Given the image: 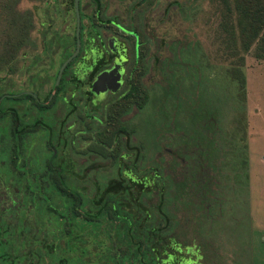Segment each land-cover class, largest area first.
Here are the masks:
<instances>
[{
  "label": "rangeland",
  "instance_id": "obj_1",
  "mask_svg": "<svg viewBox=\"0 0 264 264\" xmlns=\"http://www.w3.org/2000/svg\"><path fill=\"white\" fill-rule=\"evenodd\" d=\"M16 8L52 15L60 30L73 24L71 0H19ZM99 9L144 27V98L133 105L121 91L105 93L93 108L85 87L66 92L68 177L88 195L107 185L142 209L164 206L174 236L167 264H264V59L242 50L237 33L231 39L222 0H100ZM19 52L14 71L0 75L29 88V45ZM113 103L102 126L92 115L103 117ZM244 152L247 184L236 173ZM164 180L174 193L162 203Z\"/></svg>",
  "mask_w": 264,
  "mask_h": 264
},
{
  "label": "trees",
  "instance_id": "obj_2",
  "mask_svg": "<svg viewBox=\"0 0 264 264\" xmlns=\"http://www.w3.org/2000/svg\"><path fill=\"white\" fill-rule=\"evenodd\" d=\"M18 1L0 0V72L14 71L18 56L25 55L19 50L29 45L31 13L18 10ZM222 2L225 30L237 33L242 50L264 59V0ZM235 71L243 90L244 76ZM12 84L0 75V264H167L174 236L165 207L142 209L128 202L125 189L109 191L107 185L88 195L69 180L68 156L61 163L44 143V124L33 125L35 144H28L29 88ZM237 159L236 173L247 184L245 152ZM204 181L199 192L206 197L210 184ZM163 185L162 203L174 193L170 182Z\"/></svg>",
  "mask_w": 264,
  "mask_h": 264
},
{
  "label": "flooded vegetation",
  "instance_id": "obj_3",
  "mask_svg": "<svg viewBox=\"0 0 264 264\" xmlns=\"http://www.w3.org/2000/svg\"><path fill=\"white\" fill-rule=\"evenodd\" d=\"M71 3L73 24L66 31L63 28L60 30L55 24L57 19L50 14L44 13L42 18L31 14L29 65L25 69L27 71L29 67V89L26 90L29 93L28 144H35L31 143L33 125L44 124L46 133L43 141L49 145L53 154L58 153L61 163L66 154L69 163L72 159L66 148V119L62 115V101H66V92L79 93L85 87L86 98L95 108V97L121 91L119 96L122 99L136 105L144 98L139 75L142 58L149 46L142 24H124L114 16L102 17L99 11L100 0H78L77 46L75 1L71 0ZM92 3L94 7L90 12ZM80 11L84 15L83 24ZM60 19L62 21L63 17ZM33 21L38 23L37 27ZM32 32L35 33L33 36ZM69 56L58 75L61 64ZM114 104L108 105L109 109L103 111V117H92L104 126L106 121L109 122L107 116L111 115L109 111ZM68 179L74 181L70 177Z\"/></svg>",
  "mask_w": 264,
  "mask_h": 264
},
{
  "label": "water",
  "instance_id": "obj_4",
  "mask_svg": "<svg viewBox=\"0 0 264 264\" xmlns=\"http://www.w3.org/2000/svg\"><path fill=\"white\" fill-rule=\"evenodd\" d=\"M75 1V14H76V30H75V35H76V42H77V46H78V41H79V37H78V32H79V11H78V0H74ZM70 58V56L61 64L59 71H58V75L60 73V71L62 70V68L64 67L65 63L67 62V60Z\"/></svg>",
  "mask_w": 264,
  "mask_h": 264
}]
</instances>
